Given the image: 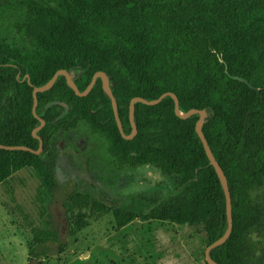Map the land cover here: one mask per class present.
<instances>
[{
    "label": "trees",
    "instance_id": "16d2710c",
    "mask_svg": "<svg viewBox=\"0 0 264 264\" xmlns=\"http://www.w3.org/2000/svg\"><path fill=\"white\" fill-rule=\"evenodd\" d=\"M7 11L17 13L18 39L1 29ZM58 71L68 72L80 92L104 73L127 136L135 98L171 93L180 112L206 111L203 133L227 179L233 215L230 238L211 257L217 264H264V0H0V145L39 149L33 91ZM37 99L43 152L0 150V186L32 168L53 200L61 187L59 148L87 127L106 139L111 168L151 166L174 187L167 197L144 194L125 204L101 196L118 229L139 219L202 226L208 247L226 233L225 195L195 131L198 116L181 120L170 97L136 104L138 133L126 141L100 80L79 98L59 77ZM67 186L65 210L76 195ZM47 225L54 238L31 246L29 264L66 252L51 212Z\"/></svg>",
    "mask_w": 264,
    "mask_h": 264
},
{
    "label": "rangeland",
    "instance_id": "374dc122",
    "mask_svg": "<svg viewBox=\"0 0 264 264\" xmlns=\"http://www.w3.org/2000/svg\"><path fill=\"white\" fill-rule=\"evenodd\" d=\"M17 17L16 12L7 11L1 24L10 40L18 39ZM71 136L60 146L56 178L62 184L53 200L52 191L32 168L0 186V264H29L31 246L54 238L47 225L49 212L67 246L63 255L43 264H207L208 242L202 226L139 219L118 229L112 209L101 199L107 196L125 204L138 195L167 197L174 193L168 178L151 166L123 171L111 168L106 139L87 127ZM68 182L76 195L65 210Z\"/></svg>",
    "mask_w": 264,
    "mask_h": 264
},
{
    "label": "water",
    "instance_id": "95a60500",
    "mask_svg": "<svg viewBox=\"0 0 264 264\" xmlns=\"http://www.w3.org/2000/svg\"><path fill=\"white\" fill-rule=\"evenodd\" d=\"M226 73L228 74V68L227 67H226ZM59 77H64L66 79L68 87L79 98L87 97L91 93L93 88L95 87L97 80H100L102 83V87H103L105 94L109 97V99L111 101V105H112V109H113V113H114V117H115V121H116L118 130H119V133H120L121 137L126 141L133 140L138 133L137 127L135 124V105L136 104H142L145 106H156V105H159L164 99L170 97L174 101V113L181 120H187L193 116H198V121L196 122L195 131H196V133H197V135H198V137H199V139L203 145L205 154L210 161V165L214 168V170H215V172L219 178V181H220L221 186H222L223 191H224L225 201H226V215H227V221H228L227 231L220 239H218L216 242L211 244L205 251L206 263L207 264H217L212 259L211 252L214 249L224 245L227 242V240L230 238L232 231H233L232 199H231V194H230V190H229V185H228L227 179L225 177V174H224L222 168L220 167V165L218 164V162L216 161L214 155L212 154L211 149H210L208 142L206 140V137L203 133V126H204V124L208 118L207 112L204 110H201V111L190 110L186 113L180 112L179 100L176 97V95L171 94V93H167V94L162 95L159 99L154 100V101H146V100L141 99V98L133 99L129 105V122L131 125L132 132L129 136H127L124 132L123 125H122V122H121L120 117H119L118 104H117L116 98L114 97V94H113V91L111 89L108 77L104 73H102V72L96 73L93 76L92 81H91L90 85L88 86V88L84 92H80L78 90L72 76L68 72L58 71L54 75V77L45 86H43L41 88H36L33 91L34 107H33L32 112H33L34 117L39 120L40 126L33 131L32 136L34 139L39 141V149L37 151H34V150L27 148V147H6V146L0 145V150L10 151V152H14V151L28 152V153H31L35 156H40L42 154V152H43V141L41 140L40 137H38V133L45 127V122L42 119L38 118V116H37V107H38L37 95L40 93H46L49 90H51L52 87L57 82ZM234 79L249 85L248 81H246L242 78L235 77ZM250 87L252 88V86H250ZM257 91L259 92L260 90L257 89Z\"/></svg>",
    "mask_w": 264,
    "mask_h": 264
},
{
    "label": "flooded vegetation",
    "instance_id": "af4514ba",
    "mask_svg": "<svg viewBox=\"0 0 264 264\" xmlns=\"http://www.w3.org/2000/svg\"><path fill=\"white\" fill-rule=\"evenodd\" d=\"M59 152H60V148H59ZM59 152H58V153H59ZM59 156H60V153L58 154V159H59ZM61 184H62V183H61Z\"/></svg>",
    "mask_w": 264,
    "mask_h": 264
}]
</instances>
